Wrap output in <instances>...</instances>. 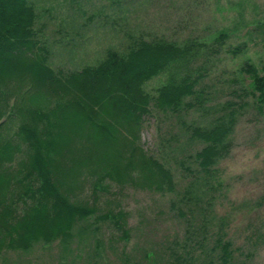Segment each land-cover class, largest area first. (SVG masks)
I'll list each match as a JSON object with an SVG mask.
<instances>
[{
  "label": "trees",
  "instance_id": "16d2710c",
  "mask_svg": "<svg viewBox=\"0 0 264 264\" xmlns=\"http://www.w3.org/2000/svg\"><path fill=\"white\" fill-rule=\"evenodd\" d=\"M36 22L29 0H0V130L8 118H19L15 139L0 138V254L27 252L38 244L67 249L74 233H80L79 242L92 240L100 250L97 234L106 227L118 233L107 240L106 249L122 244L117 264H154L152 251L143 252L141 260L127 256V212L109 197L108 184L173 196L169 206L174 216L190 222L186 215L194 214L191 204L204 199L207 204L219 192L216 166L229 152L236 116L231 106L238 105L222 104V114L209 126L181 122L199 148L175 161L191 177L177 191L173 171L163 162L172 143L155 127L158 150L149 153L141 143V123L152 110L178 115L192 107V100L202 104L200 75L191 77L179 69L154 93L145 84L175 60L189 65L193 51L161 39H137L124 50L108 48L94 65L68 71L50 65ZM242 70L249 78L245 94L264 108V65L256 69L246 64ZM25 96L38 100V107L19 113L18 101ZM82 187L90 190L91 201L78 198ZM98 199L104 208L96 204ZM209 225L204 217L199 228L187 223L181 241L165 249L168 264H233L238 250L222 225L208 230ZM240 255L252 258L250 253Z\"/></svg>",
  "mask_w": 264,
  "mask_h": 264
},
{
  "label": "rangeland",
  "instance_id": "374dc122",
  "mask_svg": "<svg viewBox=\"0 0 264 264\" xmlns=\"http://www.w3.org/2000/svg\"><path fill=\"white\" fill-rule=\"evenodd\" d=\"M30 2L37 14L39 39L46 44L53 68L64 67L69 71L94 65L108 48L124 50L137 39H161L193 51L189 65L175 60L171 68L145 84V89L154 93L179 69L191 77L200 75L197 91L203 96L202 104L192 100L191 110L184 108L178 115L152 110L151 116L144 117L141 123V143L149 153L158 150L155 127L160 128L163 136L172 143V151H164L163 162L173 171L177 191L182 192L191 177L180 170L175 161L199 148L198 143L190 139V133L184 131L181 122L195 127L209 126L214 117L222 114V104L239 106H231L236 116L229 136L230 149L216 166L220 195L216 191V198L208 202L209 206L205 204L206 199L203 204H191L194 214L186 215L190 222L174 216L169 206L173 196L129 185L122 188L116 182L108 184L109 197L127 212L130 234L127 256L141 260L143 252L152 251L156 254L154 264H168L165 249L180 240L187 223L199 228L204 217L213 227L222 225L218 228L238 250L233 264H264V108L258 107L254 97L245 94L249 78L242 70L246 64L256 69L264 65V0ZM25 99L18 101L19 113L38 107V100H30L28 96ZM18 120V117H11L4 121L1 139H15ZM190 164L188 166L194 170V165ZM9 166L14 167V164ZM76 193L79 199L88 196L91 201L89 189L82 187ZM96 204L99 208L105 207V202L99 199ZM198 208L202 210L201 214ZM183 212L187 214L188 210L183 207ZM210 225L208 230H211ZM78 227L82 229V223ZM73 235L75 239L67 249L57 244H38L27 252L4 251L0 254V264L118 263L115 255L122 244L106 249L107 240L118 236L114 230L101 227L97 234L103 243L100 250L95 248L92 240L79 242L80 233ZM247 253L252 254L249 260L240 255Z\"/></svg>",
  "mask_w": 264,
  "mask_h": 264
}]
</instances>
